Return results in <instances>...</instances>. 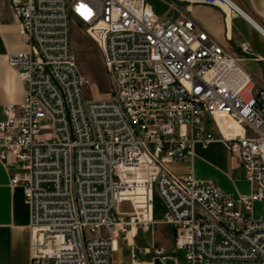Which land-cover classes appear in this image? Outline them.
Listing matches in <instances>:
<instances>
[{
    "label": "built area",
    "instance_id": "1",
    "mask_svg": "<svg viewBox=\"0 0 264 264\" xmlns=\"http://www.w3.org/2000/svg\"><path fill=\"white\" fill-rule=\"evenodd\" d=\"M167 1L240 12L232 0ZM9 3L27 49L6 57L24 95L2 105L0 161L29 207L30 264H118L116 239L155 223V191L189 264H264V214L252 216L264 202V87L243 65L259 59L248 43H219L189 17L165 21L147 0ZM73 26L100 52L103 99L86 95ZM212 141L241 164L248 193L168 166Z\"/></svg>",
    "mask_w": 264,
    "mask_h": 264
},
{
    "label": "crops",
    "instance_id": "2",
    "mask_svg": "<svg viewBox=\"0 0 264 264\" xmlns=\"http://www.w3.org/2000/svg\"><path fill=\"white\" fill-rule=\"evenodd\" d=\"M241 12L223 11L215 5L178 3L173 14L166 21L177 17H189L197 26L205 29L217 42L235 46L239 41H246L258 60L247 58L243 65L254 81V87H264V0H232ZM170 10V11H171ZM254 22L255 24H253ZM73 29V27H72ZM73 43V36L71 37ZM27 46L20 40L19 24L10 7L9 0H0V120L4 118L2 105L19 103L23 100L24 84L16 71L7 65L8 53L22 52ZM77 57V55H76ZM191 164L196 179H211L225 192L236 198L238 193H248L249 182L245 179L241 164L232 158L226 147L219 141H212L206 146L194 145L191 160L175 162L173 170L185 173V167ZM10 172L0 161V264H30L31 229L29 226V207L24 200L21 187H12L9 182ZM259 208L258 217L264 214V202L253 203V209ZM160 216L153 217L155 223L148 230L133 228L131 239L118 237L116 251L120 244L130 248V258L118 259V264H189L184 251L174 247V230L169 224L160 221ZM140 230L144 235L150 231L146 243L137 241ZM143 240V241H144ZM141 241V242H140ZM155 249H161L157 255Z\"/></svg>",
    "mask_w": 264,
    "mask_h": 264
},
{
    "label": "rangeland",
    "instance_id": "3",
    "mask_svg": "<svg viewBox=\"0 0 264 264\" xmlns=\"http://www.w3.org/2000/svg\"><path fill=\"white\" fill-rule=\"evenodd\" d=\"M147 2L152 6L154 12L158 16H163V20H168L170 16L173 14L174 8H171L167 0H147ZM171 10V11H170ZM72 36H73V47L74 53L77 55V59L81 63V67L85 70L93 80V84L89 90L86 91V95L88 97L96 98V99H103L108 96L109 92V76L107 71L105 70L100 52L97 48L96 43L86 35L79 26H73L72 29ZM206 127L208 129H213L212 124L209 118H206ZM174 163H169L168 166L173 170ZM122 209L128 210L129 205L128 203H123L121 205ZM163 208V202L157 192H154L153 196V212L154 216H160ZM259 213V208L252 207V216L256 217L255 215ZM150 231H148L145 235L140 230L137 241L139 239L146 243L144 240L147 238L149 240ZM144 240V241H143ZM140 241V242H141ZM130 258V248L125 246V244H120L118 251L113 253V260L123 259L127 260Z\"/></svg>",
    "mask_w": 264,
    "mask_h": 264
},
{
    "label": "bare ground",
    "instance_id": "4",
    "mask_svg": "<svg viewBox=\"0 0 264 264\" xmlns=\"http://www.w3.org/2000/svg\"><path fill=\"white\" fill-rule=\"evenodd\" d=\"M225 7H226V6H224V8H225ZM232 7H233L234 9H236L235 6H234L233 4H232ZM226 8H228V7H226ZM228 9H229V8H228ZM230 10H231V9H229V11H230ZM225 11H226V10H225ZM131 231H132V230H130V232H129V234H128L129 240L131 239V234H130Z\"/></svg>",
    "mask_w": 264,
    "mask_h": 264
},
{
    "label": "water",
    "instance_id": "5",
    "mask_svg": "<svg viewBox=\"0 0 264 264\" xmlns=\"http://www.w3.org/2000/svg\"><path fill=\"white\" fill-rule=\"evenodd\" d=\"M238 8V7H237ZM238 10L241 12V10L238 8ZM253 24H255L254 22H252ZM256 25V24H255Z\"/></svg>",
    "mask_w": 264,
    "mask_h": 264
}]
</instances>
